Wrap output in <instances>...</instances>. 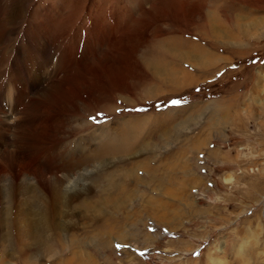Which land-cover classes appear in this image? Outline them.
<instances>
[{"label": "rangeland", "instance_id": "obj_1", "mask_svg": "<svg viewBox=\"0 0 264 264\" xmlns=\"http://www.w3.org/2000/svg\"><path fill=\"white\" fill-rule=\"evenodd\" d=\"M31 1L0 0L1 24L35 16L82 98L34 99L41 149L25 162L84 165L59 173L46 255L15 223L45 191L0 199V264H264V0ZM97 198L107 213L90 223Z\"/></svg>", "mask_w": 264, "mask_h": 264}, {"label": "bare ground", "instance_id": "obj_2", "mask_svg": "<svg viewBox=\"0 0 264 264\" xmlns=\"http://www.w3.org/2000/svg\"><path fill=\"white\" fill-rule=\"evenodd\" d=\"M30 3L32 4L31 0ZM17 13L20 18L21 12L17 11ZM24 20L21 22H24ZM35 22V16H30L25 27L22 23H13L8 28L4 27L0 20V199L8 197V195L18 196L23 194L27 189L26 182L31 180H35L38 183V188L45 191L47 196L44 194L37 195L32 203L28 204L34 218L25 219L22 223L15 220V223L22 229V239L25 242L28 240L32 243V246H35L34 248L37 246L40 249L41 247L46 255L45 250L47 251L50 246L49 243L53 244L55 240L47 232L62 229V225H58L56 222H58L57 217L64 214L63 207L67 204H62L66 192H62L61 187L64 181L59 177V173L63 171L70 173L73 168L78 169L84 165V162L81 159H67L68 155L64 158L65 161L62 164H56V162H53L54 160L52 162L50 160L51 163L55 164L51 166L46 164L41 169H33L32 165H27L25 161L33 155V151L41 149L40 144L38 145L41 137L38 136L34 128L40 117L39 110L41 106L36 105L34 99L41 98L40 103L42 106L53 108L54 106H62V102L69 100L70 97L73 99L75 98L73 96H76V98H82V96H80L81 90L76 82L75 74H70V77L64 78L65 74L70 71L66 73V66L69 65L66 61V53L59 54L56 51L50 53L45 46L48 41L44 37L45 33L40 30H38V33L40 32L38 35L32 32ZM23 28L22 47L20 44L21 48L19 46L16 48L14 37L17 38L18 32ZM110 58L108 57V60L103 63L100 62L102 71H97L99 79L103 80L105 75L107 77L112 73V69L109 70L108 65L111 68L112 64L110 63H114L115 59ZM31 92H35V97L30 98V101ZM26 99L30 103L27 104ZM21 105L24 109L20 108ZM99 154H97L98 157ZM71 155L70 157L73 158ZM5 182L7 183L6 186H4ZM9 184L10 188L8 190ZM66 199L78 200L79 195L76 193ZM93 200V205L89 203L82 204L88 213L87 218L90 223L97 222L100 218L99 212H101L102 217H105L107 213L106 206L101 202V198ZM98 203L99 207L97 208ZM113 206L112 208H114ZM75 209H79L78 206ZM25 242H22V244ZM22 246L30 247L26 244ZM22 250L25 252L27 249L22 248Z\"/></svg>", "mask_w": 264, "mask_h": 264}]
</instances>
